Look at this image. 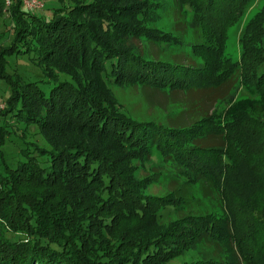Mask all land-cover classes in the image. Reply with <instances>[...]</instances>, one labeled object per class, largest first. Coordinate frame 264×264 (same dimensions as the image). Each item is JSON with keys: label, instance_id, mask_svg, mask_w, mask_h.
Masks as SVG:
<instances>
[{"label": "trees", "instance_id": "obj_1", "mask_svg": "<svg viewBox=\"0 0 264 264\" xmlns=\"http://www.w3.org/2000/svg\"><path fill=\"white\" fill-rule=\"evenodd\" d=\"M249 1L56 0L45 19L0 0L14 32L0 45V264H171L188 251L198 259L179 264H264V6L239 58L224 55ZM20 52H33L39 79L7 69ZM111 84H138L162 119L119 110ZM237 87L247 96L233 98ZM32 125L52 150L41 159L25 141L11 167L7 128L23 138ZM160 175L164 191L145 194ZM38 179L72 195L32 202L23 183Z\"/></svg>", "mask_w": 264, "mask_h": 264}, {"label": "rangeland", "instance_id": "obj_2", "mask_svg": "<svg viewBox=\"0 0 264 264\" xmlns=\"http://www.w3.org/2000/svg\"><path fill=\"white\" fill-rule=\"evenodd\" d=\"M133 0H110V2H113V4L118 3H126L131 2ZM141 1V0H137ZM22 3V10H27L33 13L34 15L38 17H44L45 19H49L53 12V8L59 7V4L56 2V0H20ZM5 5H9V0H5L3 2ZM264 6V0H250L244 10L243 14L239 17V19L231 26L226 32V40L224 43V55L227 58H231V60H237L240 56V46H239V36L243 30V27H245L247 21L256 14L261 8ZM115 10V9H114ZM160 24H166L168 23L165 18L161 19L159 21ZM14 37V32L12 28V22L9 17H1L0 18V45L2 46H8L11 42V40ZM33 57V52H27V53H11L7 56L6 62L8 64L7 69L10 72H17L20 76H22L26 80H37L41 76V69L37 65H35L31 59ZM58 59V62H57ZM55 62L58 64V68L62 71L67 70L69 73L76 74L77 72H74V66H77L74 62L71 63L68 62V59L65 60L64 57L57 58ZM73 66V67H72ZM54 73V71H53ZM72 78L65 73H56V81L65 82L66 80H71ZM9 83L8 80H5L4 78H0V101L7 97L9 94ZM110 92L115 96L118 104H119V110L122 111L125 110V113L128 116H134L137 118H147L152 117L156 119H162L163 112L156 109H150L146 105V102H144L140 86L137 85H114L111 84L110 86ZM233 98L239 99L240 97H246L247 94H245L244 90L240 87H237L233 91ZM225 107V103H219L217 105V109L221 110ZM4 108L3 102H0V112ZM3 123V122H1ZM20 128H23V125H19ZM20 128L17 130H13L12 127H8L7 129L10 131V133L7 135L1 149L3 154L5 155V158L7 159V164L11 165V167L17 163L22 157L19 155V149L24 147L25 141H28V149L30 151H35L36 154L41 155V159H45L46 155L50 154V151L52 150L51 145L44 139V136L41 133H38L39 130L36 126H29L25 129H28L25 134L21 137ZM65 142V140H63ZM27 147V146H26ZM155 152V158L154 163H149V169L152 170V168H156L157 162L156 159L160 158V154L157 151ZM49 153V154H48ZM156 162V163H155ZM150 174H153L150 171ZM161 184L147 188L146 190H143V192L146 194L147 192H163L162 185L165 184L163 175H160ZM23 186L26 187L27 192H30L32 194V197H28V200H31L34 202V199L36 197H42L46 201L47 204H58L63 199H68L69 195H72V188L70 186L65 185V188L63 186L58 187L57 184H49V182H42L40 179L37 181H27L25 180L23 183ZM1 188V187H0ZM2 189H0L1 193ZM79 203V202H78ZM77 203V204H78ZM162 211L164 219L161 221L160 225H164L165 221H167V218L169 216L168 209H165ZM41 218L47 217L46 215L40 216ZM58 224V223H57ZM198 259V255L192 251H188L185 256L177 258L171 262V264H179L184 261L186 262H195ZM63 261H61L59 264H62Z\"/></svg>", "mask_w": 264, "mask_h": 264}]
</instances>
